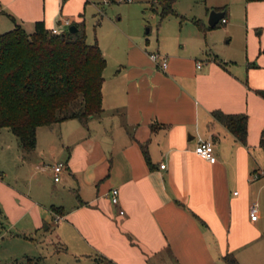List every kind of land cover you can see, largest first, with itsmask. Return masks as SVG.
<instances>
[{"label":"crops","instance_id":"crops-1","mask_svg":"<svg viewBox=\"0 0 264 264\" xmlns=\"http://www.w3.org/2000/svg\"><path fill=\"white\" fill-rule=\"evenodd\" d=\"M218 2L208 10L225 7L227 30L241 27L243 58L187 39L180 49L157 47L167 56L164 70L122 29L111 45L96 40L107 64L102 111L87 126L77 118L41 125L28 152L11 129L0 128V149L13 156L22 181H8L0 158L1 229L18 224L37 234L53 224L56 242L77 264H227V253L241 264H264V248L252 245L264 227L250 217L252 204L264 210V0H241L243 20L226 0ZM97 4L0 0V34L16 24L32 33L38 20L67 30L85 24L86 8ZM215 109L248 114L245 144ZM200 139L213 143L214 162L195 152ZM49 156L54 163L45 167ZM46 171L53 188L39 180ZM254 172L260 177L251 179Z\"/></svg>","mask_w":264,"mask_h":264},{"label":"trees","instance_id":"trees-1","mask_svg":"<svg viewBox=\"0 0 264 264\" xmlns=\"http://www.w3.org/2000/svg\"><path fill=\"white\" fill-rule=\"evenodd\" d=\"M174 1L150 0V7L160 6L163 18L175 13ZM215 9L226 13L225 7ZM196 22L203 31L223 23L219 20L215 26H205ZM73 24L76 31L67 29L53 34L38 20L32 33L16 24L0 34V128L11 129L24 152L35 148L39 126L72 118L87 126L91 117L102 111L103 69L107 59L97 42L87 40L84 21ZM258 92L264 96V90ZM212 114L241 143L247 142L248 114L225 113L220 109ZM260 144L264 146V131ZM141 148L151 166L147 148L143 144ZM224 258L227 264H241L233 253L225 254ZM26 264H44V259L29 256Z\"/></svg>","mask_w":264,"mask_h":264},{"label":"rangeland","instance_id":"rangeland-1","mask_svg":"<svg viewBox=\"0 0 264 264\" xmlns=\"http://www.w3.org/2000/svg\"><path fill=\"white\" fill-rule=\"evenodd\" d=\"M97 6H88L85 14V24L87 40L90 43L103 42L108 46L114 43L117 36L122 34V29L129 33L134 39L140 41L147 51L157 52L159 45L167 48L180 49L181 43L189 39V43H196V47L208 45L212 52L223 55L228 51L234 52L237 58L244 57L243 36L241 27L228 31L229 23H220L219 26L202 31L196 21L208 26V18L211 1L223 0H175L172 6L175 13L161 18V7L155 5L150 7V0H95ZM225 1V0H224ZM155 2V1H154ZM218 2V3H220ZM228 5L234 9L240 19L245 17V7L241 0H226ZM158 7V8H157ZM196 20V21H195ZM197 38H193V36ZM233 39L231 40V38ZM97 40V41H96ZM150 56V54H149ZM204 57V55H203ZM151 58V57H150ZM111 60V59H110ZM152 62H155L151 59ZM112 65V60L110 61ZM109 71V68H106ZM264 151V149H263ZM1 160L7 169L8 181L18 179V165L13 156L9 155L8 149H0ZM264 166V154L262 155ZM54 163L52 156L44 158L43 165L50 167ZM40 163L39 166L42 165ZM264 176V173H263ZM39 180L46 183L49 188H53L52 173L46 171L39 176ZM259 222L264 227V210L262 213L257 209ZM9 224V223H8ZM0 227V264H26V257H41L44 264H77L70 259L69 254L61 249L56 242V228L51 224L50 229L42 228L37 234L24 233L18 224ZM56 242V243H55ZM255 247L264 248V228L263 233ZM72 260V261H71Z\"/></svg>","mask_w":264,"mask_h":264},{"label":"built area","instance_id":"built-area-1","mask_svg":"<svg viewBox=\"0 0 264 264\" xmlns=\"http://www.w3.org/2000/svg\"><path fill=\"white\" fill-rule=\"evenodd\" d=\"M128 2H132V0H126ZM221 21H223L224 23H226V19L222 18ZM64 24L65 25H69L70 24V20L69 19H65L64 20ZM63 30L55 25L52 29L51 32L54 33H60ZM150 57L153 61L155 62H159V66L161 67V69H164L167 67V56L166 55H161L158 52H149ZM201 66V61H197V67ZM195 152L197 154H199L201 157L205 158L206 160L210 161V162H214L216 156L214 154V146L213 143L210 140H205V139H200L196 145L195 148ZM63 163L62 162H58L57 165L54 166V172H55V176H54V180L58 181L59 179V172L62 170L63 168ZM162 168H165V164H161ZM260 173L258 172H254L251 174V179H257L260 176ZM110 195H111V201L113 204H118L119 203V190L117 188H112L110 191ZM257 204H252L251 210H250V217L252 220L257 218ZM124 210H121V213H123ZM61 218V216L57 217V220Z\"/></svg>","mask_w":264,"mask_h":264},{"label":"water","instance_id":"water-1","mask_svg":"<svg viewBox=\"0 0 264 264\" xmlns=\"http://www.w3.org/2000/svg\"><path fill=\"white\" fill-rule=\"evenodd\" d=\"M224 11L216 10L215 8L211 9L210 14H209V26H215L217 23H219V20L224 18ZM77 26L75 24H71L69 27V31H76Z\"/></svg>","mask_w":264,"mask_h":264}]
</instances>
